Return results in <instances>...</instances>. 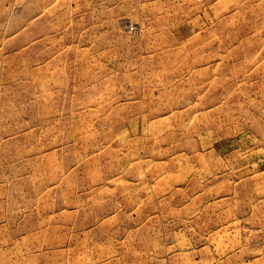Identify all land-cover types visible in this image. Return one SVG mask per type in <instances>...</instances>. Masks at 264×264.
Wrapping results in <instances>:
<instances>
[{
  "label": "rangeland",
  "instance_id": "374dc122",
  "mask_svg": "<svg viewBox=\"0 0 264 264\" xmlns=\"http://www.w3.org/2000/svg\"><path fill=\"white\" fill-rule=\"evenodd\" d=\"M0 264H264V0H0Z\"/></svg>",
  "mask_w": 264,
  "mask_h": 264
}]
</instances>
